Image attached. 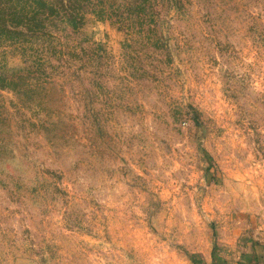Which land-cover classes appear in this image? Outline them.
Returning <instances> with one entry per match:
<instances>
[{"label": "rangeland", "instance_id": "374dc122", "mask_svg": "<svg viewBox=\"0 0 264 264\" xmlns=\"http://www.w3.org/2000/svg\"><path fill=\"white\" fill-rule=\"evenodd\" d=\"M126 2L88 1L76 66L29 90L0 33V264H256L264 0Z\"/></svg>", "mask_w": 264, "mask_h": 264}, {"label": "trees", "instance_id": "16d2710c", "mask_svg": "<svg viewBox=\"0 0 264 264\" xmlns=\"http://www.w3.org/2000/svg\"><path fill=\"white\" fill-rule=\"evenodd\" d=\"M88 1L91 0H20L17 7L0 9V33L4 39L13 38L15 44L24 47V54L32 51L26 55L25 69L14 77L3 76L1 81L15 91L19 88L29 90L40 80H49L53 69L71 71L76 66L73 60L79 57L82 49V39L78 38L84 26V8ZM133 1L119 3L126 11L124 16L127 18L122 19L139 21L153 17L148 9L152 0Z\"/></svg>", "mask_w": 264, "mask_h": 264}, {"label": "crops", "instance_id": "0c3cea01", "mask_svg": "<svg viewBox=\"0 0 264 264\" xmlns=\"http://www.w3.org/2000/svg\"><path fill=\"white\" fill-rule=\"evenodd\" d=\"M254 258L256 264H264V245L258 247Z\"/></svg>", "mask_w": 264, "mask_h": 264}]
</instances>
